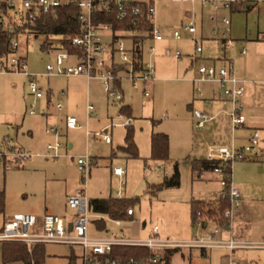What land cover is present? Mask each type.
I'll return each mask as SVG.
<instances>
[{
	"label": "rangeland",
	"instance_id": "rangeland-1",
	"mask_svg": "<svg viewBox=\"0 0 264 264\" xmlns=\"http://www.w3.org/2000/svg\"><path fill=\"white\" fill-rule=\"evenodd\" d=\"M246 4L252 5L248 11L241 7L238 11L220 8L214 12L209 7H202L200 11L199 0H157L155 20L164 37L170 34L172 37V31L180 27L179 21L183 18L185 8L188 7L190 12L195 6L193 21L196 41L189 36L179 40L172 38L174 46L169 44L168 47L182 53L179 59L165 54L163 42L146 43L154 47L151 58L156 70V80L137 83L135 87L128 80H124L121 102H112V98L102 89L98 91L96 100L92 96L87 100V94L78 96L79 104H75L73 100L67 105L66 95L59 94L51 105L61 102L64 108L62 111H55L51 106V115L46 117L42 114V100L39 99L35 115H31L28 107L33 98L28 94L25 77L20 74L1 73L0 141L10 140V145L19 146L22 151L31 155L27 160L18 161L16 167L13 164L0 163V189L5 192V214L26 213L25 210H9L7 206L31 205L37 209L38 215L54 214L68 223L75 218L77 211L67 206V198L77 190L83 189L87 199L108 196L138 198L132 207L134 221H121L118 226L109 218H103L105 232H113L126 238L144 239L148 237L149 231L157 226L159 237L162 238L180 241L194 238L197 228L190 219V200L195 199V196L213 198L223 187L220 185V176L211 170H205L203 178L191 173V159H185L186 155L192 150L195 141H205L206 148L209 145H226L232 139L236 147L245 146L251 129L245 124L232 130L227 115L230 105L217 100L215 101L220 104L208 105L212 108L209 114L216 116L214 121L208 122L201 129H195L190 103L193 102L194 110L198 109H195V86L191 80L199 65L197 63L204 62L209 65L222 61L221 63L228 67L227 59H231L234 75L237 77H242L248 69L253 76H264V0H246ZM211 14H215V19H211ZM223 16L231 22L227 34L229 43H223L212 31L213 28L222 27L220 19ZM105 39L107 40V37ZM18 41V51L26 58L27 71L37 74L40 86L46 88L54 78H49L48 82L49 79L40 74L44 73L46 63L52 61L57 48H60L62 37H46L44 34L27 32L20 36ZM43 43L48 47L42 48ZM196 45L201 47V52L195 51ZM242 48H245L247 53L244 57L240 55ZM145 56H149L147 51ZM248 57H253L252 63L244 61ZM256 79L262 81L263 78ZM64 82L65 78H56L58 90ZM212 85L214 87L215 84L203 83L201 88L204 91L210 90ZM145 91L149 93L148 96L143 94ZM252 95V105L244 115L251 119L250 124L255 125L256 129L252 131H258V144L247 159L235 160L231 165V184L240 190L237 205L232 206L231 230L235 235H241V241L257 243L264 241V84H257V91L248 97ZM84 98L83 106L80 102ZM87 101L95 107L94 114L98 119L91 117L87 121L89 131L101 129L105 126L104 119L114 117L122 105H130L132 128L140 138L152 124L157 129L167 131L172 144L169 161L165 163L151 159L150 148L148 145L144 148L143 144L138 158L112 159L113 151L123 145V141L120 145V138L126 131L124 126L113 127L110 131L112 143L109 145L99 137H87L85 126L73 130L63 127L60 129L59 138L63 147L59 155H44L47 144L54 142L53 134L48 133L47 129L53 126L61 127L60 119L65 114H74L84 120ZM208 101L210 100H206ZM221 124L223 130L219 128ZM68 144L72 147L69 148ZM95 156L99 157V160L90 165L83 181L77 170L76 160L79 157L92 159ZM174 162H178L180 185L159 190L151 188L152 185L159 184L163 176L169 177L172 174ZM118 166L122 167L126 174L120 177L113 175V169ZM220 194L214 200L200 202L198 210L202 211L203 218L220 220L219 217L226 209L220 208ZM100 219L101 217L95 215L90 217L89 235L98 236L101 233L95 222ZM50 246L46 244V250H52ZM56 246H59L56 250L62 255L70 251L65 245ZM74 249L78 255L80 249ZM234 256L243 264H264V249L261 248L238 250ZM48 257L51 259L47 264H80L78 258L69 261L64 257ZM170 264H223L222 251L212 249L204 255L199 248H179L172 255Z\"/></svg>",
	"mask_w": 264,
	"mask_h": 264
},
{
	"label": "built area",
	"instance_id": "built-area-1",
	"mask_svg": "<svg viewBox=\"0 0 264 264\" xmlns=\"http://www.w3.org/2000/svg\"><path fill=\"white\" fill-rule=\"evenodd\" d=\"M157 0H0V31L8 32L11 35L6 52L0 55V74L13 73L26 77L29 93L33 101L28 107L29 114H35L36 100L44 95V91L38 83V75L27 71V62L23 54L18 51L19 37L30 31L36 19L42 14L55 15L56 9L65 7L70 4H76L80 10L79 23L80 33L70 38H62L60 48L52 58L50 63H46L45 70L40 76L45 77H71L84 76L86 78H97L103 91L107 96L112 98V102H121L123 99L121 89L115 84L120 80L121 74L128 79L133 85L138 82L144 83L150 80L155 73V67L151 59L135 58L133 54L132 38L134 36H148L147 32L139 29L128 32L113 33L110 24L94 25L92 14L94 12L116 11V18L123 20L132 16V23L136 25L142 17V12L138 6H132L133 2H139L146 5L148 18L152 23L151 37L154 40L163 38L160 30L155 25V12ZM194 1V0H192ZM202 7H209L214 12L218 9L232 8V2L228 0H199ZM215 14L211 19H215ZM223 27L213 28V34L220 36L224 42L229 43L227 38L229 32L230 20L223 16L220 19ZM196 28L191 16L186 22L180 25L178 29L172 31L174 39H182L184 36L191 37L195 40ZM104 34H108V39H104ZM144 40L143 43L146 41ZM67 43L73 48V51L67 50L63 44ZM142 43V46H143ZM45 46L48 47L45 43ZM143 48V47H142ZM153 47H148L150 53ZM143 50V49H142ZM196 52H201V47L196 45ZM165 54H171L179 59L182 53L179 50L164 49ZM241 54L245 53L242 48ZM115 66H121L122 70L115 72ZM197 76L192 80L194 90L199 92V85L203 82H216L218 89L229 102L230 109L227 112L232 130L242 126L245 122V116L240 109V101L245 94V80L236 77L225 66H216L214 64H200L196 68ZM148 96V92L143 93ZM57 110L63 109V104H55ZM87 115L94 116V106L87 104ZM193 126L200 129L204 124L214 117L201 110H193ZM132 124V118L118 112L111 117L108 123L99 130H86L87 135L101 138L105 143H111L110 130L116 126L128 127ZM63 126L65 129L73 130L82 127L76 116L67 115L64 118ZM55 137L53 143L46 146L44 155L57 157L60 149L63 147L60 142V128L53 126L47 129ZM258 131L250 132L245 146L236 147L233 139L229 144L214 146L209 145L206 148L204 160L217 161L218 166L213 168V172L220 176V185L227 188L224 197L229 200L227 207L220 220H208L203 218L200 210L195 211V227L197 232L195 237L189 240H174L159 237L158 227L154 226L151 235L147 238H126L114 233L106 236L89 235V200L84 194L83 189H79L72 196L67 198V206L75 209L77 212L71 223H65L63 218L46 214L38 217L28 213L5 214L0 220V244L4 242H18L25 244L28 248L32 244H66L78 247V258L80 264H167L162 252L179 248H199L224 249L225 264H243L235 259L236 250H245L250 248L264 249V241L251 243L241 240H235L229 235L227 238L222 236L224 231H230L232 228V206L237 205L240 198V191L231 184V174L225 173L224 168L227 164L232 165L235 160L247 159L252 149L258 144ZM31 155L22 151L13 145L10 140L0 141V163L7 159H16L24 161ZM93 161L91 158L79 157L76 160L77 170L81 178L85 181L90 165ZM160 169V167H158ZM124 169L115 167L113 173L117 176L124 174ZM221 193V192H220ZM127 215L133 214V209L128 208ZM118 224V222L116 221ZM140 246L148 249L145 257H112V249L115 246Z\"/></svg>",
	"mask_w": 264,
	"mask_h": 264
},
{
	"label": "trees",
	"instance_id": "trees-1",
	"mask_svg": "<svg viewBox=\"0 0 264 264\" xmlns=\"http://www.w3.org/2000/svg\"><path fill=\"white\" fill-rule=\"evenodd\" d=\"M132 6H138L142 12V17L139 23L133 25L132 16L118 20L116 18V11L110 12H94L92 14V22L94 25L98 24H110L113 33L128 32L130 30L139 29L140 31L147 32L148 36H134L132 38L133 54L135 58L140 59L142 57V43L147 37H151L152 23L148 18V12L146 5L139 2H133ZM234 10H240L237 5H234ZM81 10L76 4H70L65 7L56 9L55 15L42 14L35 23L30 26L31 33L49 35H60L62 38H70L80 33L79 16ZM11 35L8 32L0 31V55L6 52ZM42 48H46L45 43L41 45ZM63 47L67 50L73 51V48L67 43L63 44ZM115 72L122 70L121 66H115ZM118 85V80L115 82ZM121 111L129 115L128 109L125 106L121 108ZM124 146H120L119 150L124 152L129 158H138V148L133 139V129L131 126L126 128L124 137ZM150 158L153 160L168 162L169 161V137L165 133L152 132L150 136ZM218 166L217 161H206L204 159H192L191 171L199 176V172L205 170L213 171V168ZM225 173L231 174V165L227 164L224 168ZM180 184V173L178 162L173 163L172 174L169 177H163L162 181L153 185L154 190H159L168 187H177ZM227 192V188H223L220 194L221 209L227 208L229 205L228 198L224 197ZM138 201V198H93L89 200V207L94 213L105 214L107 217L113 220H130V215H127L128 208H132ZM5 195L3 191H0V214L4 211ZM199 202H190L191 221L195 222V211L198 210ZM97 227L103 229L102 220H97ZM1 255L3 263L12 261H21L23 264H45V244H32L29 248L18 242H4L2 243ZM178 249L166 250L162 252V256L166 259V263L170 264L172 255L177 252ZM148 254L146 247L140 246H115L112 249V257L114 258H128L137 257L142 258Z\"/></svg>",
	"mask_w": 264,
	"mask_h": 264
},
{
	"label": "crops",
	"instance_id": "crops-1",
	"mask_svg": "<svg viewBox=\"0 0 264 264\" xmlns=\"http://www.w3.org/2000/svg\"><path fill=\"white\" fill-rule=\"evenodd\" d=\"M192 1V0H191ZM195 1V0H194ZM228 1H230V2H232V8L231 9H233V7H234V5H237L238 7H239V9L241 8V7H244L245 8V11H248V10H250L251 9V7H252V5H250V4H246V0H228ZM156 3H157V1H156ZM193 6H191V8H192ZM199 9H200V11L202 10V6L200 5V7H199ZM192 11V12H191ZM191 11L190 12H188V7H186L185 8V13L183 14V18H180V25L181 24H183L184 22H186L191 16H195V6H194V8L193 9H191ZM194 11V12H193ZM194 13V14H193ZM156 14V13H155ZM212 15V14H211ZM226 17V16H225ZM156 19V18H155ZM231 23V22H230ZM155 25H156V27L158 28V26H157V24H156V20H155ZM179 25V26H180ZM221 25H222V23H221ZM222 27H223V25H222ZM222 27H219V28H222ZM159 29V28H158ZM162 34V33H161ZM163 36V38L161 39V40H154V39H152V38H148L144 43H143V50H142V56H143V58H146V56H145V51H147L148 53H149V56L147 57V58H149V59H151L152 60V62H153V59L151 58V55H152V53H150L149 52V50H148V47H153V45L152 44H148V45H146V43H148V42H152V41H156V43H159V42H163L164 44H163V46H165V48H169L168 46H169V44L170 45H172V46H174V44H173V37H171V34L170 35H168V36H166V37H164V35H162ZM105 37H107V39H108V34H104V39H105ZM221 40H222V42L223 43H227V42H224V40L220 37V36H218ZM106 40V39H105ZM257 41L259 40L258 38L256 39ZM154 48V47H153ZM171 49V48H170ZM245 49V48H244ZM154 50V49H153ZM171 50H175V49H171ZM202 50V49H201ZM241 51V50H240ZM246 50H245V53L244 54H241L240 53V55L241 56H246ZM226 60V59H225ZM252 60H253V57H248V58H245V62L247 63V62H249V63H252ZM227 61V63H228V67H226L225 65H223L221 62H219V63H212V64H214V65H216V66H225L226 68H228L233 74H234V71H233V68H232V63H231V59H227L226 60ZM154 64V63H153ZM197 64H204V62H199V63H197ZM198 66V65H197ZM197 68V67H196ZM156 71V70H155ZM121 74V79L120 80H118V87L121 89V92H122V83H123V81L124 80H128V79H126V78H124L123 76H124V73H120ZM23 76V75H22ZM197 76V72H196V70H195V74H194V77L192 78V80L195 78ZM25 77V76H24ZM43 77H45V76H43ZM237 77V76H236ZM45 78H47V79H49V78H54V79H51V80H53V82L51 81L50 82V79H49V81L48 82H50V83H48V85H47V87L46 88H42V90L44 91V95L41 97V98H39V99H37L36 100V104H37V102H39V101H41L42 100V102H41V108H42V114L43 115H45L46 117H48L49 115H51V113L49 112V109H50V107L52 106L53 107V109L55 110L56 108H55V104L54 105H51V104H53V100L54 99H56L57 100V98H58V96H59V94L61 95V96H63V95H66V103H67V105L70 103V102H72L73 100L76 102L75 104H79V100H78V96L79 97H83L84 96V94L86 95L87 94V100H90V97L92 96V97H94L95 98V100H96V95H97V93H98V91L99 90H103V88H102V86H101V83H100V81L97 79V78H86V77H84V76H71V77H58V76H52V77H45ZM56 78H65V82H64V84H61L60 86H59V88H61L60 90H58V87H57V85H56ZM239 79H243V80H245V82H244V87H245V94H244V96H243V98L241 99V101H240V109H241V112L243 113V114H245L246 113V111L248 110V109H250V105H252L251 104V102H252V98H254V96L252 95V96H249L248 97V95H251V94H253V93H255L256 91H257V84H261V83H263L264 84V76H258V75H255L254 74V76L253 75H251L250 74V71H249V69L247 70V72H245L244 73V75L241 77H238ZM256 78H259V79H261V78H263V79H261L262 81H257V79ZM25 79H26V77H25ZM153 79V81L154 80H156V78L153 76L152 78H151V80ZM192 80H191V82H192ZM129 81V80H128ZM26 82H27V79H26ZM130 82V81H129ZM39 83V82H38ZM131 83V82H130ZM138 83H141V82H138ZM145 83V82H144ZM203 83H214L215 85H214V87H213V85H212V88L210 89V90H203L202 88H201V84H203ZM203 83H201L200 85H199V88H200V91L199 92H197V91H195L194 90V93H195V109H198V110H201L202 112H204V113H206V114H208V115H210V116H213L214 118L212 119V120H210V121H208V122H211V121H214V119H215V115L214 114H209L210 113V110L212 109L211 107H209L208 105H212V104H214V103H218V102H216L215 100H217V101H220V103H222L221 101H223V103H227V104H229V102L224 98V96L222 95V93L220 92V90L218 89V85H217V83L216 82H203ZM132 84V83H131ZM192 84H193V82H192ZM40 85V84H39ZM133 85V84H132ZM137 85V84H136ZM136 85H133V87H135ZM196 86V85H195ZM28 94L32 97V95L29 93V91H28ZM91 97V98H92ZM33 98V97H32ZM39 100V101H38ZM83 100H84V102H85V98L84 99H82L81 100V102H80V105H83L84 106V103H83ZM203 100H205V101H203ZM206 100H210V101H208V102H206ZM88 102V101H87ZM88 103H90V102H88ZM87 103V104H88ZM220 103H218V104H220ZM91 104V103H90ZM190 105H191V108H192V111L194 110L193 109V102L192 103H190ZM123 106H125L126 107V109H128V112H129V115H127V114H125V113H123L122 111H121V108L123 107ZM51 107V108H52ZM77 108V107H76ZM87 105H85V107H84V113H85V119L83 120L82 118H79V117H77L76 115H74V114H65L64 115V117L62 118V119H60V123H61V127H59L60 129L61 128H63L64 126H63V122H64V118H65V116H67V115H74V116H76V118L78 119V121L80 122V124L82 125V127L81 128H84V126H85V134H86V130H88V120L91 118V117H94V119H96V120H98L97 119V115L96 114H94V116H88L87 115ZM64 109V108H63ZM62 109V110H63ZM62 110H60V111H62ZM94 110H95V107H94ZM55 111H59V110H55ZM54 111V112H55ZM119 111L120 112H122L124 115H126V116H130L131 117V112H132V110H131V106L130 105H127V104H125V105H122L121 107H120V109H119ZM208 111V112H207ZM31 115H35V114H31ZM228 115V114H227ZM245 116V115H244ZM193 117V116H192ZM229 117V116H228ZM111 117H107L106 119H104V123H105V125L108 123V121H109V119H110ZM132 118V117H131ZM245 119H246V122L242 125V126H244L245 124L247 125V128H249V129H251L250 130V132L252 131V129H256V128H254V126L255 125H253V124H250V122H252L251 121V119H247L246 118V116H245ZM208 122H206L205 124H204V126L203 127H205V125L208 123ZM193 123H194V117H193ZM133 125L131 124V127H132ZM202 127V128H203ZM127 128V127H126ZM219 128H220V130H223L222 129V124L221 125H219ZM113 129V128H112ZM112 129L110 130V131H112ZM133 129V128H132ZM201 129V128H200ZM66 130H68V129H66ZM154 130H159V131H163V132H161V133H165V134H167L168 135V133H167V131H165V130H163V129H157V127L155 126V125H151L150 126V128L148 129V131L145 133V135L143 136V137H139L136 133H135V131H134V129H133V139H134V142H135V144H136V146H137V148H138V152L140 151V153H141V147H142V144H143V147L144 148H146V146L148 145V148H150V136H151V133L152 132H155ZM61 132V131H60ZM125 133H126V131H124V134L122 135V137L120 138V145L123 143V145H121V146H124L125 144H124V137H125ZM250 134V133H249ZM86 136L87 137H93L92 135H87L86 134ZM249 136V135H248ZM53 137H54V135H53ZM168 137H169V135H168ZM221 137V136H220ZM94 138V137H93ZM101 139V138H100ZM54 140H55V137H54ZM102 140V139H101ZM171 139H170V137H169V155L171 154V152H172V144H171V141H170ZM103 141V140H102ZM123 141V142H122ZM104 142V141H103ZM122 142V143H121ZM142 142V143H141ZM105 143V142H104ZM111 143H112V139H111ZM111 143H108V145L109 144H111ZM205 141L204 142H196L195 141V144L192 146V150L190 151V153L188 154V155H186V158L185 159H204V156H205V152H206V147H205ZM230 143V142H229ZM228 143V144H229ZM105 144H107V143H105ZM17 146V145H16ZM68 147L69 148H71L72 147V145L71 144H68ZM119 147L120 146H118L117 147V149L115 150V151H113V153L111 154V158L112 159H117V158H121V159H127V158H129V157H127L126 156V154L124 153V152H122L121 150H119ZM17 148H20L19 146L17 147ZM21 149V148H20ZM254 149V148H253ZM252 149V150H253ZM147 150V149H146ZM99 160V157H94V158H92V161H93V163L92 164H96L97 163V161ZM188 161V160H187ZM161 162V161H160ZM189 162V161H188ZM17 163H18V160H16V159H7L4 163H3V165H14V167H16V165H17ZM118 167H120V166H118ZM189 167H190V171H191V161L189 162ZM122 168V167H121ZM125 171V170H124ZM112 173H113V171H112ZM179 173H180V171H179ZM191 173H192V171H191ZM124 174H126V171L124 172ZM123 174V175H124ZM113 175H115L114 173H113ZM205 175V172L204 171H202V172H199V176L198 177H202V176H204ZM115 176H117V175H115ZM164 177V176H163ZM167 177V176H166ZM203 178V177H202ZM201 178V179H202ZM180 185V184H179ZM153 187V185L151 186V188ZM178 187V186H177ZM169 188V187H168ZM0 191H3L4 192V189H0ZM222 190H220L218 193H215L216 195H215V197H213V198H210V199H205V198H203V197H201V196H195V199H191L192 201L194 200V201H196V202H203V201H210V200H214V199H216V197L218 196V194L221 192ZM240 191V190H239ZM201 193V192H200ZM4 195H5V192H4ZM108 197H116V198H127V197H125V196H108ZM94 198H107V197H94ZM90 199H93V198H89L88 200H90ZM191 200H190V202H191ZM5 204H4V211H5ZM7 209H9V210H13V209H15V210H25L26 211V213H28V214H33V215H36V216H38V217H42L43 215H46V214H41V215H38V211H37V209L35 208V207H32L31 205H26V206H24V207H20V206H7ZM189 209H190V203H189ZM3 211V213L2 214H0L1 216H3V215H5V212ZM90 212H92V210L90 209V207H89V220H90V217L92 216V215H95V216H98V217H101V220H102V225L104 226V228L103 229H100V228H98L97 227V224H96V228H98L100 231H101V233L98 235V236H106V235H108V234H110V233H113V232H105L104 230H105V228H106V226H105V221L103 220V218H109V217H107L105 214H98V213H94V212H92V214L90 213ZM54 215V214H53ZM133 215H134V211H133V214L132 215H130V220L129 221H134L133 220ZM110 219V218H109ZM190 219H191V211H190ZM110 220H112L116 225H120L121 224V221H126V220H113V219H110ZM72 221V220H71ZM71 221H69L68 223L70 224L71 223ZM116 221L118 222V224L116 223ZM95 222L97 223V220H95ZM192 224H194V222L192 223ZM194 226H195V224H194ZM196 228V227H195ZM152 230V229H151ZM151 230L149 231V235H148V237L151 235ZM196 232H197V229H195V234H196ZM115 234V233H114ZM117 235V234H116ZM159 235V234H158ZM229 235H231V237L232 238H234L235 240H240V238H242L241 237V235H235L234 234V232L231 230V232L230 231H224L223 233H222V236L223 237H225V238H227ZM122 237H125V236H122ZM2 244H0V264H23L21 261H12V262H7V263H3V261H2V255H1V248H2V246H1ZM49 245H51L50 246V249H52V250H46V244H45V253H46V258H45V264H47L48 263V261H49V259H51V258H49L48 256H53V257H64V258H68L69 259V261H75L77 258H78V255L77 254H75V247H73V246H71V245H66V244H49ZM56 245H65V246H67L68 248H69V250L70 251H68V253L66 254V253H64L63 255L58 251V250H56L59 246H56ZM201 250V252L204 254V255H206L207 254V252L208 251H211L212 249H208V250H202V249H200ZM221 251H222V263L223 264H225V258H224V255L226 254V251L224 250V249H220ZM238 250H236L235 251V253L237 252ZM79 259V258H78Z\"/></svg>",
	"mask_w": 264,
	"mask_h": 264
}]
</instances>
